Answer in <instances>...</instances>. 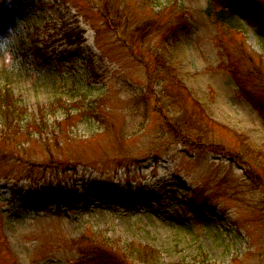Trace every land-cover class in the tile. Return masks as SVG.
I'll use <instances>...</instances> for the list:
<instances>
[{
	"label": "rangeland",
	"instance_id": "1",
	"mask_svg": "<svg viewBox=\"0 0 264 264\" xmlns=\"http://www.w3.org/2000/svg\"><path fill=\"white\" fill-rule=\"evenodd\" d=\"M176 1L186 28L140 41L163 0H107L113 22L103 0H0V90L30 123L0 125V264H73L84 235L151 247L132 264H264V118L244 93L264 103V15Z\"/></svg>",
	"mask_w": 264,
	"mask_h": 264
},
{
	"label": "trees",
	"instance_id": "2",
	"mask_svg": "<svg viewBox=\"0 0 264 264\" xmlns=\"http://www.w3.org/2000/svg\"><path fill=\"white\" fill-rule=\"evenodd\" d=\"M103 1L104 6L101 7L100 11L105 14L104 17L107 18L106 20L112 21L110 19V14L113 18L114 9L107 6V0ZM139 2L145 7L151 4V0H139ZM224 4L231 5L229 7V10L231 11L235 8H240L248 13L257 12L261 16L264 15V4L261 0H224ZM214 5L213 0L208 1L207 14L214 15L216 22H229L228 19L231 17L226 15L225 9L221 8L215 11ZM155 6L158 7V18L152 20V22H146L142 25L139 24V27L133 29L132 35H138L140 41L148 38L153 33H159L160 30L167 33L172 31L170 30L171 28H186L185 9L176 0H163V3H157ZM119 18L120 16H117V20ZM32 52H34L33 56H39L37 45L32 47V49L25 47L24 44L19 46V54L24 59H27L28 55H32ZM259 73L260 72L254 68L251 72V77H255V81H257L258 84L260 83V86H264V74L260 75ZM239 86L242 90V83L239 84ZM244 93H246L247 98L254 103L258 112L264 118V103L261 100L257 101L255 97L247 94V90H245ZM14 101L15 100L10 91L0 90L1 131H4L3 134L8 135L10 139L13 138L16 132L19 131L22 134H26V130L30 129H26L30 124L27 123L26 120L28 111L26 109H18L15 106ZM23 120H26L24 125L21 124ZM165 122L168 131L174 134L176 130H182L181 128H183L182 131L190 132L193 120L189 116L186 119L181 118L177 121L165 117ZM36 123L37 122H34L33 124ZM1 153H3V151H1ZM43 196L46 198V195ZM30 198L33 200V203L37 205H40L45 200V198H42V196L37 194L31 195ZM72 246L80 255L79 259L73 262V264H132L137 253L139 258L147 263L148 261L146 258L149 259V256H147L146 251L151 248L148 246H133V244H129L125 249H122L118 246L114 247L110 245V241L107 238L105 239L96 235H93L91 238L88 237V235H84L75 241Z\"/></svg>",
	"mask_w": 264,
	"mask_h": 264
}]
</instances>
